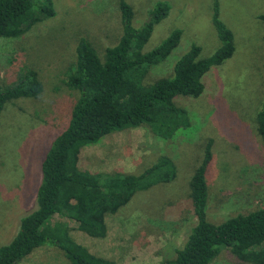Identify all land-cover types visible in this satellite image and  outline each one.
Instances as JSON below:
<instances>
[{
    "label": "rangeland",
    "instance_id": "1",
    "mask_svg": "<svg viewBox=\"0 0 264 264\" xmlns=\"http://www.w3.org/2000/svg\"><path fill=\"white\" fill-rule=\"evenodd\" d=\"M119 1L53 0L52 17L14 40L0 39L1 85L14 82L22 67L37 70L43 85L38 96L9 101L1 113L0 244L14 234L19 216L34 207L42 158L69 120L78 92L67 88L64 81L74 62L76 43L85 37L100 57L105 47L115 44L121 35ZM126 2L134 11V27L149 18L157 2L169 5L167 15L153 25L143 51L156 47L174 29L181 31L177 46L151 67L150 78L170 75L176 60L192 45L200 47L201 57L219 48L213 24L216 7L218 18L234 36L232 56L213 65L203 77L206 92L198 98L180 97V105L190 106L199 115L195 127L176 133L183 132L186 138L179 136L178 141L162 145L146 127L139 126L108 134L81 150L80 166L90 172L140 171L161 150L177 158L181 167L178 182L156 185L117 213L106 215L104 237H91L63 218L74 240L91 253L117 264H157L174 257L185 232L196 222L188 180L202 158L207 138L213 139V157L206 173L207 219L220 222L264 207V150L255 130V112L264 89V0ZM243 262L223 248L208 264ZM17 264L70 262L60 249L45 244Z\"/></svg>",
    "mask_w": 264,
    "mask_h": 264
},
{
    "label": "trees",
    "instance_id": "2",
    "mask_svg": "<svg viewBox=\"0 0 264 264\" xmlns=\"http://www.w3.org/2000/svg\"><path fill=\"white\" fill-rule=\"evenodd\" d=\"M119 8L121 35L105 47L101 57L85 37L76 43L74 62L64 82L78 96L67 125L53 138L40 163L34 207L19 216L14 234L0 244V264H17L45 244L60 249L70 264H117L76 242L63 218L85 234L102 238L107 231L106 215L117 213L156 185L171 186L181 178L177 158L163 150L131 173L90 172L81 168L80 153L108 134L139 126L146 127L162 145L178 141L179 136L186 138L183 132L176 133L195 127L199 115L190 106L180 105V97L198 98L206 92L203 77L213 65L232 56L233 33L218 18L216 7L213 24L219 48L201 57L200 47L192 45L176 60L170 75L150 78L151 67L177 46L181 31L174 29L156 47L143 51L153 25L167 15L169 5L157 2L139 27L133 26L134 11L126 0L119 1ZM54 14L53 0H0V39L14 40ZM42 90L37 70L22 67L9 86L0 83V117L9 101L36 97ZM255 121L264 150V89ZM212 144L213 139L207 138L202 158L188 180L196 222L185 232L174 257L157 264H208L223 248L244 260L242 264H264V207L220 222L207 219L206 173Z\"/></svg>",
    "mask_w": 264,
    "mask_h": 264
}]
</instances>
